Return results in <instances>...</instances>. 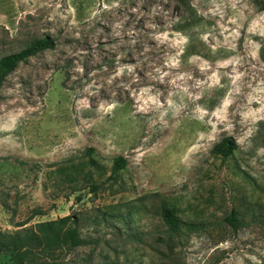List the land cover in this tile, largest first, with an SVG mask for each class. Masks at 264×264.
<instances>
[{"label":"rangeland","instance_id":"1","mask_svg":"<svg viewBox=\"0 0 264 264\" xmlns=\"http://www.w3.org/2000/svg\"><path fill=\"white\" fill-rule=\"evenodd\" d=\"M44 36L55 48L0 87V159L26 162L0 173V231L33 237L27 263L264 264V10L0 0V58ZM227 136L238 148L223 158L213 149ZM116 156L126 165L114 176ZM164 207L194 226L170 231ZM68 215L80 245L69 225L42 227Z\"/></svg>","mask_w":264,"mask_h":264},{"label":"trees","instance_id":"2","mask_svg":"<svg viewBox=\"0 0 264 264\" xmlns=\"http://www.w3.org/2000/svg\"><path fill=\"white\" fill-rule=\"evenodd\" d=\"M253 2L259 6L261 10H264V0H253ZM55 40L49 36H44L37 38L31 41V43L23 48L22 50L14 53H9L0 58V87L3 85L6 77L10 75L18 67L20 63L28 61L29 58L38 55L48 49L55 48ZM261 56L264 60V41L261 47ZM238 143L232 136H227L220 140L213 149V152L223 158H227L233 155L237 150ZM89 161L88 164L92 168L98 166V161L95 155V149L90 147L88 149ZM26 162L20 161L19 164H25ZM21 165L13 163L9 159L3 158L0 159V173H9L16 176L19 175L21 170ZM126 161L122 156H116L114 158V165L112 172L115 176L118 170L124 168ZM38 167V165H35ZM89 177L91 178V170L88 172ZM113 179V177H110ZM91 190L93 192L98 190V185L92 184ZM82 196H78L77 200H82ZM178 214V210L174 207H164L162 210V218L164 224L168 227L170 231L180 232L183 225L194 226L192 223L184 222ZM225 221L231 225L233 228H238L241 224V221L237 218L235 211H232L226 218ZM77 220L74 219L72 215L62 217L58 219L55 223L42 224L46 230L50 231L52 234H55V228H62L66 225H69L64 232V236L68 239L71 246H77L81 244L79 237V229L76 227ZM54 224V225H52ZM32 236H23L20 233L16 235H7L0 231V252L10 253L12 257V264H28L27 256L28 251H23L24 248H27ZM28 250V249H27Z\"/></svg>","mask_w":264,"mask_h":264}]
</instances>
